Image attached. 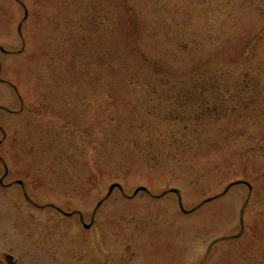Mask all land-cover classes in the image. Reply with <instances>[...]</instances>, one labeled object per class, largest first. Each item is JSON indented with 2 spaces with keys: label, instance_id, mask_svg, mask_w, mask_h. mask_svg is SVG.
Segmentation results:
<instances>
[{
  "label": "rangeland",
  "instance_id": "1",
  "mask_svg": "<svg viewBox=\"0 0 264 264\" xmlns=\"http://www.w3.org/2000/svg\"><path fill=\"white\" fill-rule=\"evenodd\" d=\"M0 46V264H264V0H0Z\"/></svg>",
  "mask_w": 264,
  "mask_h": 264
},
{
  "label": "flooded vegetation",
  "instance_id": "2",
  "mask_svg": "<svg viewBox=\"0 0 264 264\" xmlns=\"http://www.w3.org/2000/svg\"><path fill=\"white\" fill-rule=\"evenodd\" d=\"M4 187V186H3ZM60 211V210H59ZM11 261H13V259H11Z\"/></svg>",
  "mask_w": 264,
  "mask_h": 264
},
{
  "label": "water",
  "instance_id": "3",
  "mask_svg": "<svg viewBox=\"0 0 264 264\" xmlns=\"http://www.w3.org/2000/svg\"><path fill=\"white\" fill-rule=\"evenodd\" d=\"M113 188H114V186H112V189H113ZM112 189H111V190H112Z\"/></svg>",
  "mask_w": 264,
  "mask_h": 264
},
{
  "label": "trees",
  "instance_id": "4",
  "mask_svg": "<svg viewBox=\"0 0 264 264\" xmlns=\"http://www.w3.org/2000/svg\"><path fill=\"white\" fill-rule=\"evenodd\" d=\"M164 81H165V79H164Z\"/></svg>",
  "mask_w": 264,
  "mask_h": 264
}]
</instances>
